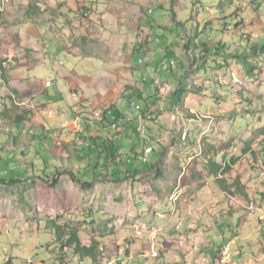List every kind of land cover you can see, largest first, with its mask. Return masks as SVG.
I'll return each instance as SVG.
<instances>
[{
    "label": "rangeland",
    "instance_id": "374dc122",
    "mask_svg": "<svg viewBox=\"0 0 264 264\" xmlns=\"http://www.w3.org/2000/svg\"><path fill=\"white\" fill-rule=\"evenodd\" d=\"M76 2L79 4L81 0ZM76 2L0 0V64L8 83L13 80L12 86L21 93L13 92L15 88L3 82L0 71V112L7 113L6 117H0V179L9 181L19 173L24 174L20 177L22 183L0 184V264H158L157 259L163 255L161 264H185L180 253L190 254L191 262L187 264H199L188 248L178 244L186 239L196 242L197 237L198 244L193 249L199 256L217 258L215 261L212 257L208 262L207 257L206 264L214 261L215 264H264V60L253 78L245 75L244 84L235 93L230 88L221 91L219 87L217 93L222 97L214 98L217 90L211 91L186 109L184 102H189L188 98L178 105L175 95H165L161 99L171 107L165 111L163 106L161 117L153 115L157 124L146 119L157 102L156 94H150L152 79L143 83L146 89L142 92L125 93L118 103L124 120H117L120 126L117 130L110 129L114 134L129 123L138 130L137 134L126 132L123 138L118 137L117 144L127 162L125 169L145 171L157 165L158 178L154 173H145L136 182L106 181L90 190L82 189L64 172L55 187L41 180L47 179L46 174L49 182L56 176L49 174L52 170L49 167L45 174L44 161L48 155L52 156L49 166L73 170L75 163L70 159H74L75 149L84 143L78 138V133H82L81 118L76 119L77 103L82 99L72 95L65 74L70 73L72 80H84V76L103 67L93 70L84 59L53 45L50 60L31 69L23 68L31 64L34 51L29 49L30 21H25L23 27L20 21L29 7L34 10H30L32 13H59L63 7L70 8L66 13H72ZM106 2L109 6L110 0ZM115 4L123 7L124 13H151L152 38L164 43L155 42L151 47L160 55L162 47L168 48L170 41L180 40L185 44L191 38L196 44V49L191 48L192 55L196 56L199 76L207 81L206 87L216 84L213 81L216 66L210 63L221 60L228 48L240 46L242 54L246 39L253 43L264 40V0H120ZM77 13L99 12L94 7H77ZM240 16L245 20L244 25L236 30ZM160 24H170L172 30L161 29ZM226 27L232 30L223 32ZM40 30L43 36L49 33L45 27ZM45 42L53 43L48 39ZM140 56L144 63L146 54ZM139 57L135 65L139 70L146 69L138 64ZM25 61L29 63L24 65ZM195 73L189 72L183 78L186 86L192 84L188 79L194 78ZM164 75L173 77L165 70L157 77ZM18 77L26 82L38 79L45 85L49 83L51 88L33 99L24 94L33 90L29 83ZM100 77L101 85H107L105 74ZM90 97L96 99L92 93ZM35 101L49 104L54 116L46 114ZM206 105L210 106L207 110ZM102 109L89 108L82 114L95 119L96 113L103 115ZM193 109L196 112L189 111ZM18 117H24L20 126ZM65 122L72 123L60 129ZM44 123L57 131L48 134ZM143 123L153 127L151 132ZM41 134L47 138L43 142L33 138ZM217 156L223 165L224 160L233 166L227 178H223L225 181L222 180L226 188L233 192L240 183L238 186L247 197L223 192L219 189L222 178L207 175L210 159L216 160ZM180 172L185 173L182 178H178ZM212 187L216 194L222 192L219 199L218 195L214 196L217 202L208 195ZM182 202L187 207L180 206ZM57 217L78 231L83 246L96 247V262L75 254L72 248H65L66 256L60 258L61 248L46 222ZM166 222L170 224H163ZM179 222L184 226L178 228ZM140 254L143 258L138 257Z\"/></svg>",
    "mask_w": 264,
    "mask_h": 264
},
{
    "label": "crops",
    "instance_id": "0c3cea01",
    "mask_svg": "<svg viewBox=\"0 0 264 264\" xmlns=\"http://www.w3.org/2000/svg\"><path fill=\"white\" fill-rule=\"evenodd\" d=\"M106 1L109 0H81V2H79L78 4L76 0H73V2L77 3V6L72 8V13H66V11H70V8L69 10H64V7L58 10L59 13H32L30 10H34L29 7L28 10L24 13V20L20 21V27L26 26L27 23L25 21H30H28L29 24L27 25L30 33L29 49L34 51V57L32 58V61L35 63L34 64L32 63V61H30L31 64L28 65L29 67L26 66L23 68L31 69L37 65L46 63L48 59L50 60V50L53 45H58L59 48L67 50L71 55L84 59L87 64L92 65L91 68L93 70H97L98 68L103 67L99 72L95 71L91 75L84 76V80H81L79 78L77 80H72L73 76H71L70 73L65 74L66 80L70 81V85L68 86V88L70 89L72 95L75 94L79 96L80 99H82V101L80 100L81 103H77L79 109V113H77V115L79 117H76L77 120L81 118L79 120L80 126L82 128L80 132H82L86 126V122L82 119V112L87 111V109L89 108L93 110L103 108L102 110H105L113 107L120 113L121 117L124 120L123 114L118 108L119 100L125 97V93L127 91L133 90L142 92V90H145L146 87L143 85V83H147L149 81L148 78L152 79L151 82L153 84V88L151 89L150 94L153 92L156 94L157 102L156 104H154L152 108L153 110L150 109L149 115L146 119L147 121L155 120V124L158 123V120L154 119L153 115L159 114L161 117L164 115L161 114V111L163 109L162 107H165V111L168 109V106L171 107V105L169 104H164L161 98L165 97V95L166 97H170L172 95L174 96L182 83L185 91L183 97L184 99L188 98L189 100V102L184 100V109H186V106L188 104L197 103V99L199 97L209 96L207 94L211 91L212 93H215V90H217L216 93L213 94L214 98L222 97L221 93H217L220 91L219 87H221V91H223L222 88H230L232 92L235 93V90L239 88L240 85L244 84L246 74L242 68L239 57L244 53L245 47L241 52L242 54H240V46H234V48L230 47L228 48V52L224 57H222L221 60L218 59L217 61H213L212 63H210L215 66L217 63V65L219 66L216 67L215 71H217V74H215L213 78V81L216 82L215 86L210 85L206 87L205 84L207 81L199 76L200 74L198 73L196 56L195 54L192 55V49L189 52L185 51L183 49L184 43L178 40L175 43L173 41H170V48L168 47L164 49L162 47L161 55L160 52L156 53L155 50L152 49L151 45L155 42L157 44H162L163 42H161L160 40L154 41L152 38L153 30L151 26L152 21H150L149 18L150 13H124L125 10L123 9V7L115 4L120 0H110L109 6L105 5L106 3H108ZM52 4L53 3H51V5ZM52 7L55 9V4H53ZM77 7L79 9H81L82 7H89L92 9L94 7V10L99 13H77ZM42 18H44L45 21H38V19ZM41 27H45L46 29H48L49 33L43 36L40 32ZM159 28L168 31L172 30L170 24L169 26L160 24ZM44 31L47 32L46 30ZM197 32L195 33V35L197 34ZM45 39H48L49 42L51 41L53 43L51 45L47 44L45 42ZM194 45L195 44H193V47L191 46V48H195ZM174 46H178V49H175ZM143 53L147 56V59L144 61V63L142 62L140 56ZM137 57H139L138 64L144 65V67L146 66V69L139 70V66L135 65ZM165 61H168V63L166 64ZM23 63L24 65H26L29 62L25 61ZM190 65L194 67L190 68ZM153 70L156 71L153 73ZM164 70L167 73L171 72L173 77L168 78L166 77V75H164L163 77L158 78L157 76H160L162 71ZM189 72L191 74L192 72H196V76L194 78L188 79L189 83L192 84H190V86H186L185 84H187V82L183 78H186V74ZM103 73L105 74V78L109 80L107 85H101L103 80L100 76ZM145 75L149 76L146 78ZM18 78L23 82L25 81L22 77ZM3 82L5 83L4 80ZM13 83V80L8 83L7 79V84H9L11 88H15L13 92L18 93V87L12 86ZM26 83H29V87H31L33 90L24 94L31 95L33 99H36V97L39 95L47 93L46 89L51 88L50 86H48L49 83L45 85L43 81H40L38 79ZM196 85H204V91L200 94H195L192 89ZM90 93H92L96 97L95 100L90 97ZM36 104L40 107L41 110L45 111L46 114L51 117L54 116V113L49 110V104L43 102H36ZM208 108H210L209 105H206L204 107L205 110H207ZM171 111L174 110L172 109ZM189 111L193 113L196 112L195 109H193V111ZM207 113L214 115L213 111H208ZM69 123H63L60 129H62L65 124ZM44 125L46 126L48 132L57 131L49 128L46 123H44ZM143 125L146 130H149L151 132L153 127L146 126L145 123H143ZM124 126L125 127L123 128V130L121 129L119 132L116 131V133L114 134L110 129H108L104 131L105 135H111L112 137L110 138L113 139L117 144V140L119 139L118 137L123 138L126 132H134L135 134H137L138 130L137 128H134L132 124L126 123V125ZM194 128L197 129V126H195ZM96 130L97 128L95 126H91V129H89V134L95 135ZM199 131L200 130L198 129V132ZM236 135L238 136L237 132ZM127 136L128 135H126L125 138ZM191 136L197 137L198 135L192 134ZM79 137L80 135L78 133V138ZM218 159L219 158L217 156L216 160H210L221 165L222 163H220ZM180 168L183 169L182 167ZM206 171L207 175L209 173L210 177H215L213 174H211L210 169ZM180 173L181 176L178 178H182V175H185L184 172ZM223 178H227V175L223 176L220 181L224 180ZM224 181L220 182L221 187H219V189L221 188L223 192L224 188H226V184L224 183ZM209 193L210 194H207L212 196L211 200H213L214 196L218 195L216 194V190L214 187L210 188ZM220 193L221 194L218 195V199L220 198V195H222V192ZM213 201H211L210 203H213ZM217 201L218 200L214 202ZM173 206L176 205H174L173 203ZM180 206H183L184 208L187 207L185 202H182ZM167 223L168 222L163 224ZM183 226L184 223H178V228ZM197 238H195L196 242L186 239L184 242L180 241V243L178 244L180 245V247L184 245L185 248H188L190 253H192L199 261V264H206L207 262L205 259L208 257V255L206 257L202 255L200 257L198 252L193 249L197 247ZM180 247L179 249H181ZM179 255H181L180 258L183 259L185 264L191 262L189 253L183 255L182 253H180ZM143 256L144 255L140 254L138 257L143 258ZM163 257H161V259H163ZM212 257L214 256H211L210 258ZM210 258L208 259V262H210ZM145 259L148 258L145 257ZM161 259H157L156 263L161 264V262H159Z\"/></svg>",
    "mask_w": 264,
    "mask_h": 264
},
{
    "label": "trees",
    "instance_id": "16d2710c",
    "mask_svg": "<svg viewBox=\"0 0 264 264\" xmlns=\"http://www.w3.org/2000/svg\"><path fill=\"white\" fill-rule=\"evenodd\" d=\"M151 14V13H150ZM235 17V16H234ZM239 18V17H238ZM244 19L240 18L235 23V29L238 30L241 25H244ZM232 30L230 27H226L223 32H228ZM198 33V32H197ZM259 39V37L257 36ZM246 50L242 55H240V63L242 65V68L245 72V74L253 78L256 74V71L259 70V66H261V61L264 60V40L262 42H251L250 39H246ZM192 40L188 38V42L184 44L183 49L187 52L191 51L192 46ZM196 48V44L194 45ZM221 46V45H220ZM189 57V55H188ZM254 59V63L252 61ZM204 64L207 65L206 60H204ZM259 65V66H258ZM216 63V67H218ZM0 71L2 72V78L5 81V84L7 83V79L5 77V69L0 64ZM49 86V85H48ZM183 83L180 85L179 89L176 91L175 96L178 99V105L183 102V94H185ZM204 85H196L193 87V91L195 94L202 93L204 91ZM103 115H108L109 112L114 113V118H110L108 116H105L102 120H95L88 118L85 116V114H82V119L86 122L85 129L80 133V138L83 140V145L79 146V148L75 149L77 153L74 155V159H70V161L74 160L75 168L66 170L62 167H57L56 165L49 166L48 161H50V157L48 155L47 159L44 161L45 164V174L50 169L49 174H54L56 176H53L51 178V182L48 180L50 179L49 176L46 174L47 179H41L46 184L56 186L58 182L60 181V176L63 174V172L70 176V179L75 184L79 185L84 190H90L94 187L95 184H104L106 181L109 182H123V181H138V178L143 174H152L154 173V177L159 174L158 166L148 167L147 170L141 171L136 170L133 168L132 170H126L125 167H127V162L123 159V154L120 151L119 145L116 144V142L111 139V135H105L106 130L113 128L114 130H117L118 127H120L117 124V120H120L122 117L118 111H116L115 108L110 107L109 109L102 110ZM7 113H1L0 117H6ZM101 116V115H100ZM94 118V116H93ZM17 121L19 122V125L24 121V117H18ZM117 124V127H114V125ZM91 126H95L97 128L95 135L89 134V129H91ZM51 132V131H50ZM49 132V134H50ZM104 133V135H103ZM35 139H40L42 142L43 140H46L47 138L45 135L41 134L38 136H33ZM78 146V145H77ZM48 154V153H47ZM221 165L217 164L216 162L210 160V172L211 174L215 175L216 178L223 177L227 174H229L232 171V164L227 163L224 161ZM236 161L233 160V164H235ZM85 165V167H84ZM49 167V168H48ZM22 173H19L17 178L11 179L7 181L6 179L2 178L0 179V184L5 186H10L15 183H22L20 177H22ZM84 179H83V178ZM220 180V179H219ZM240 183H237L236 187H234L235 191H231L230 188H224L225 192H229V194L233 196H241L243 198L247 197V194L244 193V191L241 189L240 186H238ZM48 226L51 227V231L53 232L55 236L56 242L59 244L61 256L60 258H64L66 256L63 255L64 249L66 248H72L75 254H79L81 256L92 258L94 262H96V247L95 246H83L79 237V233L76 229H71L68 224L61 222V219L59 217L55 219H48L47 221ZM220 249V248H218ZM220 250H218L219 252ZM128 255V251L126 252ZM216 261V256H214ZM215 261L212 264H215Z\"/></svg>",
    "mask_w": 264,
    "mask_h": 264
},
{
    "label": "built area",
    "instance_id": "2783aa9c",
    "mask_svg": "<svg viewBox=\"0 0 264 264\" xmlns=\"http://www.w3.org/2000/svg\"><path fill=\"white\" fill-rule=\"evenodd\" d=\"M74 98H78L76 96H73ZM105 116H108L110 118H114V113H109L108 115H101V116H98L95 120H102ZM115 119V118H114ZM114 127H117V124L114 125ZM222 178V177H220Z\"/></svg>",
    "mask_w": 264,
    "mask_h": 264
},
{
    "label": "bare ground",
    "instance_id": "6f19581e",
    "mask_svg": "<svg viewBox=\"0 0 264 264\" xmlns=\"http://www.w3.org/2000/svg\"><path fill=\"white\" fill-rule=\"evenodd\" d=\"M101 114L98 112V113H96L95 114V117H98V116H100Z\"/></svg>",
    "mask_w": 264,
    "mask_h": 264
}]
</instances>
